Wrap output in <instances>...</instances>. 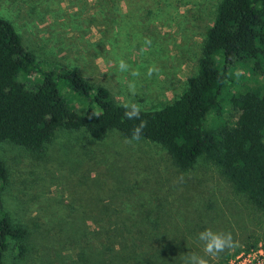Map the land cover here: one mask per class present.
Instances as JSON below:
<instances>
[{"label": "rangeland", "instance_id": "obj_1", "mask_svg": "<svg viewBox=\"0 0 264 264\" xmlns=\"http://www.w3.org/2000/svg\"><path fill=\"white\" fill-rule=\"evenodd\" d=\"M221 1L0 0V15L41 61L78 70L117 103L154 110L197 74ZM121 59L140 75L118 71ZM150 67L158 69L151 77ZM241 71L246 80L264 79L248 64ZM126 138L118 130L100 140L85 129H61L40 152L0 143L9 171L0 186L4 207L28 231L25 256L11 242L4 264H184L188 251L203 255L197 235L204 229L236 241L209 264L264 243V209L217 165L200 157L184 170L160 144Z\"/></svg>", "mask_w": 264, "mask_h": 264}, {"label": "trees", "instance_id": "obj_2", "mask_svg": "<svg viewBox=\"0 0 264 264\" xmlns=\"http://www.w3.org/2000/svg\"><path fill=\"white\" fill-rule=\"evenodd\" d=\"M247 64L264 75V0H222L189 87L160 109H141L140 120H128L106 86L38 59L14 23L0 15V143L40 152L61 129H85L100 140L112 130L130 137L143 120L142 139L163 146L178 167L191 169L203 157L264 209V79L246 80L241 70ZM229 110L235 111L232 119ZM8 174L0 158V186ZM27 236L0 191V264L11 242L17 256H25Z\"/></svg>", "mask_w": 264, "mask_h": 264}, {"label": "clouds", "instance_id": "obj_3", "mask_svg": "<svg viewBox=\"0 0 264 264\" xmlns=\"http://www.w3.org/2000/svg\"><path fill=\"white\" fill-rule=\"evenodd\" d=\"M145 44L150 45L151 41L146 39ZM117 68L120 72H131V75L134 77L140 75L137 70L131 69V66L123 59L118 61ZM157 71V68L150 67L147 75L151 77L152 74ZM129 92L132 95H135V85L133 83L129 84ZM122 107L125 110L124 115L128 120H140L141 107L139 104L134 102L126 103L122 105ZM146 126V121L141 120L140 124L134 127L131 136L126 138V142L131 144L134 141H140L143 137V130ZM197 239L203 244V255L188 251L184 254V264H209L208 258L218 257L221 253L236 246V241L233 239L230 232H216L211 229H204L198 233Z\"/></svg>", "mask_w": 264, "mask_h": 264}, {"label": "built area", "instance_id": "obj_4", "mask_svg": "<svg viewBox=\"0 0 264 264\" xmlns=\"http://www.w3.org/2000/svg\"><path fill=\"white\" fill-rule=\"evenodd\" d=\"M228 264H264V246L263 243L256 247L243 250L234 255Z\"/></svg>", "mask_w": 264, "mask_h": 264}]
</instances>
